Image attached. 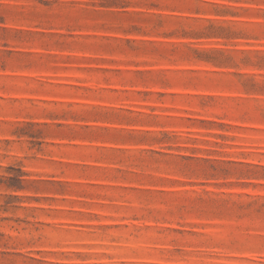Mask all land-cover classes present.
<instances>
[{"label": "rangeland", "instance_id": "rangeland-1", "mask_svg": "<svg viewBox=\"0 0 264 264\" xmlns=\"http://www.w3.org/2000/svg\"><path fill=\"white\" fill-rule=\"evenodd\" d=\"M0 264H264V0H0Z\"/></svg>", "mask_w": 264, "mask_h": 264}]
</instances>
